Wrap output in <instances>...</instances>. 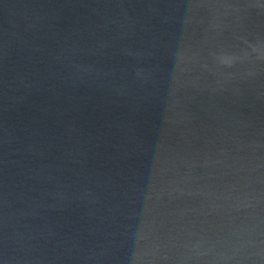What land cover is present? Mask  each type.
Here are the masks:
<instances>
[{"label": "water", "instance_id": "obj_1", "mask_svg": "<svg viewBox=\"0 0 264 264\" xmlns=\"http://www.w3.org/2000/svg\"><path fill=\"white\" fill-rule=\"evenodd\" d=\"M0 264H264V0H0Z\"/></svg>", "mask_w": 264, "mask_h": 264}]
</instances>
